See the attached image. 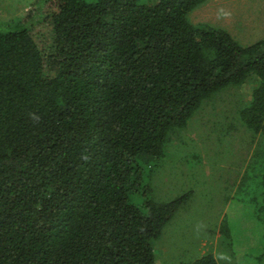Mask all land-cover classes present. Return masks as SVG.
<instances>
[{
	"label": "trees",
	"instance_id": "1",
	"mask_svg": "<svg viewBox=\"0 0 264 264\" xmlns=\"http://www.w3.org/2000/svg\"><path fill=\"white\" fill-rule=\"evenodd\" d=\"M44 1V47L29 21H0V264H156L154 242L190 193L156 203L144 165L250 77L240 118L264 133V37L243 45L193 24L208 0Z\"/></svg>",
	"mask_w": 264,
	"mask_h": 264
},
{
	"label": "rangeland",
	"instance_id": "2",
	"mask_svg": "<svg viewBox=\"0 0 264 264\" xmlns=\"http://www.w3.org/2000/svg\"><path fill=\"white\" fill-rule=\"evenodd\" d=\"M51 9L44 0H0V21H29L44 47L52 34L44 20ZM189 18L224 28L243 45L264 37V0H208ZM255 84L250 77L205 100L185 128L171 133L165 157L151 160V171L144 165V183L156 203L190 193L154 242L156 264L206 255L218 264H264V133L251 131L240 118Z\"/></svg>",
	"mask_w": 264,
	"mask_h": 264
}]
</instances>
